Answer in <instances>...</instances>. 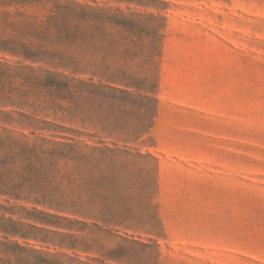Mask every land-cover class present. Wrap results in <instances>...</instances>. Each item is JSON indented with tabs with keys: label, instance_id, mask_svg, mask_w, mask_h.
<instances>
[{
	"label": "rangeland",
	"instance_id": "374dc122",
	"mask_svg": "<svg viewBox=\"0 0 264 264\" xmlns=\"http://www.w3.org/2000/svg\"><path fill=\"white\" fill-rule=\"evenodd\" d=\"M69 1L134 23L123 35L106 22L104 35L77 54L99 61L108 52L140 90L120 87L156 101L75 88L54 94L43 86L45 74L0 53V96L21 103L3 109L79 132L76 140L90 147L127 152L100 169L63 160L59 167L93 182L103 171V195L126 201L129 221L105 224L38 206L88 224L51 218L45 225L23 218L32 204L4 197L0 217L62 233L54 238L77 247L50 250L87 264H264V0ZM9 128L31 132L17 122Z\"/></svg>",
	"mask_w": 264,
	"mask_h": 264
},
{
	"label": "trees",
	"instance_id": "16d2710c",
	"mask_svg": "<svg viewBox=\"0 0 264 264\" xmlns=\"http://www.w3.org/2000/svg\"><path fill=\"white\" fill-rule=\"evenodd\" d=\"M48 3L53 6H47ZM0 4L4 5L0 6V53L18 58L22 68L45 74L43 86L54 94L75 88L103 97L118 95L120 100L156 101L147 93L125 89L140 90L136 85L138 79L118 61L113 58L107 60L108 52L99 61L77 54V47L87 49L90 40L104 35L106 22L123 35L133 34L134 23L123 15L110 16L103 10L78 6L69 0H0ZM107 37L122 39L121 35ZM33 64H38V67ZM79 75H89L90 78H77ZM8 105L20 107L21 103L11 97L0 96V197L8 202L32 204L30 209H22L27 213L23 218L45 225L55 223L48 220L52 218L88 226L83 221H72L39 210L38 206L105 224L127 225L130 215L127 202L103 195L107 187L103 171L96 182L85 173L80 178H73L71 174L61 173L59 162L63 160L84 166L94 162V166L100 169L103 165L116 164L128 153L82 144L75 138L81 135L79 132L25 113L14 116L13 112L3 109ZM13 122H17L21 129H30V134L10 129ZM37 130L65 131L74 137L59 136L61 140H56L55 135L48 138L38 135ZM0 233L3 234L0 236V264H87L66 253L50 250L51 246L77 247L54 238L62 236V233L5 217H0ZM15 237L48 246L39 249L28 242L12 240Z\"/></svg>",
	"mask_w": 264,
	"mask_h": 264
}]
</instances>
